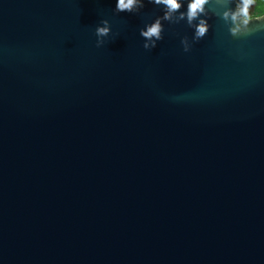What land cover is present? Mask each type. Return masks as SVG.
<instances>
[{
  "label": "water",
  "instance_id": "water-1",
  "mask_svg": "<svg viewBox=\"0 0 264 264\" xmlns=\"http://www.w3.org/2000/svg\"><path fill=\"white\" fill-rule=\"evenodd\" d=\"M178 2L0 0V264H264V14Z\"/></svg>",
  "mask_w": 264,
  "mask_h": 264
},
{
  "label": "clouds",
  "instance_id": "clouds-1",
  "mask_svg": "<svg viewBox=\"0 0 264 264\" xmlns=\"http://www.w3.org/2000/svg\"><path fill=\"white\" fill-rule=\"evenodd\" d=\"M149 4L163 5L166 11L163 13V19H171V14L178 11L181 8V3L178 0H147ZM208 3V0H190L187 4V12L180 13V19H184L185 15L187 17V22L189 26H193V21L197 20L199 16L205 15V5ZM255 3V0H239V3L236 5V10H228L223 14V18L231 20L236 26L231 28L233 36H242L248 35L254 29L250 28V8ZM136 7H144V4H138L137 0H116V11L117 12H129ZM259 21H264L261 19ZM195 27V39L199 40L205 36L209 31V25L206 20L200 19L199 22L194 26ZM146 31L141 32L146 38L156 37L160 38L159 34L161 31L160 19L157 18L151 26L146 25ZM97 36L107 35V29L97 28Z\"/></svg>",
  "mask_w": 264,
  "mask_h": 264
},
{
  "label": "trees",
  "instance_id": "trees-1",
  "mask_svg": "<svg viewBox=\"0 0 264 264\" xmlns=\"http://www.w3.org/2000/svg\"><path fill=\"white\" fill-rule=\"evenodd\" d=\"M239 3V0H236ZM264 14V0H255L252 6L251 16L258 17Z\"/></svg>",
  "mask_w": 264,
  "mask_h": 264
},
{
  "label": "rangeland",
  "instance_id": "rangeland-1",
  "mask_svg": "<svg viewBox=\"0 0 264 264\" xmlns=\"http://www.w3.org/2000/svg\"><path fill=\"white\" fill-rule=\"evenodd\" d=\"M238 4V3H237ZM251 11H252V7L250 8V17L252 18V16H251Z\"/></svg>",
  "mask_w": 264,
  "mask_h": 264
}]
</instances>
